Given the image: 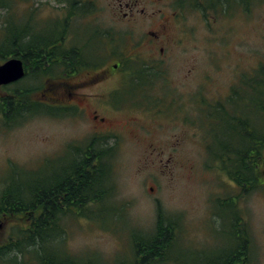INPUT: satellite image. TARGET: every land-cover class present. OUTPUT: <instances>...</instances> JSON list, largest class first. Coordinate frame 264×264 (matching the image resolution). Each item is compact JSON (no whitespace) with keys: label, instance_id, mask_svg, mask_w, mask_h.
I'll use <instances>...</instances> for the list:
<instances>
[{"label":"rangeland","instance_id":"rangeland-1","mask_svg":"<svg viewBox=\"0 0 264 264\" xmlns=\"http://www.w3.org/2000/svg\"><path fill=\"white\" fill-rule=\"evenodd\" d=\"M175 2L161 0V9L178 16H174L173 24L176 41L167 49L158 71L143 63L130 66L141 77L152 75L145 76L142 105L137 110L130 107L119 117L124 125L130 116L138 117L145 127L139 132L135 126L125 125L120 141L107 146L109 156L104 164L106 171L111 167L114 194L105 204L84 208L82 216L61 218L57 229L61 239L45 248L46 264H64L73 261L70 258L82 264H132V236L153 234L159 209L165 224L174 228L173 237L167 238L171 244L163 257L165 264H222L240 248L236 235L245 229L250 239L245 264H264V175L262 185L242 201L241 215L247 225L236 227L235 214L226 208L229 203L218 202L234 194L221 170L223 163L208 160V146L185 140V129L169 120L179 110L156 109L162 102L168 105L173 93L183 96L206 89L229 93L230 86L238 83V75L247 73L240 72V64L247 67L264 58V3L256 2L249 14L234 12V16L226 17L219 12L206 18L191 7L178 14ZM21 17L24 15L6 29L10 14L0 9L2 46L11 30H24ZM8 95L0 93V97ZM161 95L165 99L159 98ZM134 101L137 105L138 100ZM179 107L185 109L182 103ZM254 113L256 128L264 134V113L258 108ZM58 118L24 116L10 127L0 113V192L6 184L15 194L23 193L29 186L42 185L46 177L63 176L64 170L74 168V139L81 136L84 125ZM132 129L138 132L128 134ZM178 135L182 137L180 142ZM260 167L264 170V160ZM5 219L2 222L7 226L0 227V246L7 244L13 225L20 221ZM14 233L16 239L17 231ZM32 252L25 257L28 264H42Z\"/></svg>","mask_w":264,"mask_h":264},{"label":"flooded vegetation","instance_id":"flooded-vegetation-1","mask_svg":"<svg viewBox=\"0 0 264 264\" xmlns=\"http://www.w3.org/2000/svg\"><path fill=\"white\" fill-rule=\"evenodd\" d=\"M178 2L176 0L178 9H175L179 14L188 5L183 9ZM0 9H6L10 14L5 28L8 24L10 28L13 20L17 22L20 15H24L21 18L25 26L24 30H11V42L3 45L4 50L9 51L4 58L0 44V65L17 59L25 71L21 80L0 86V93H9L0 97L2 119L10 127L24 116L32 119L36 115L71 119L84 125L81 136L74 139L71 153L75 163L89 164L91 184L82 186L73 181L71 187L73 171L64 170L63 176L46 177L43 185L46 187L45 208H68L80 216L82 208L105 204L114 194V187L108 186L111 182L106 179L107 171L102 172L101 184L95 187L96 161L99 156L106 158L109 155L95 152L120 141L125 125L135 126L139 132L145 127L134 116H130L125 125L119 122L122 113L130 111V107L137 110L144 101L147 78L136 74L130 66L143 63L158 71L167 49L176 41L173 24L178 15L161 9V0H0ZM206 12L207 15L215 13L207 8ZM49 30L51 33H47ZM239 69L247 73L238 75V83L230 86L229 93H211L207 89L183 96L173 93L168 105L162 102L156 107L160 112L179 110L173 112L169 120L185 129V140L208 146V160L217 164L223 160L251 162L257 155H260V161L264 160V134L259 133L254 121L257 108L264 113V58L247 67L240 64ZM18 93L25 97L22 108L17 106ZM6 98H10L9 103L5 102ZM159 98L165 99L163 95ZM181 103L185 105L184 110L178 108ZM8 111L12 117L5 121L3 115ZM137 132L132 129L128 134ZM180 140L182 137L178 135V142ZM224 147L231 153L224 155ZM63 157L62 154L60 158ZM255 171L250 170L252 177H255ZM225 175L234 194L221 198L223 200L219 198L218 202L229 203L226 208L235 214L236 227L245 226L246 218L241 215L242 201L255 189V180L250 179L249 183L240 186ZM53 182L56 184L50 185ZM31 188L28 187L27 193L33 190ZM92 194L100 195L101 199L92 200ZM5 218V215L0 217V225L7 226L2 222L7 220ZM247 232L246 229L237 232L240 248L229 256L245 257L248 254L250 239Z\"/></svg>","mask_w":264,"mask_h":264},{"label":"trees","instance_id":"trees-1","mask_svg":"<svg viewBox=\"0 0 264 264\" xmlns=\"http://www.w3.org/2000/svg\"><path fill=\"white\" fill-rule=\"evenodd\" d=\"M256 2L264 3V0H179L178 5L181 8H185V5L188 4L187 8H193L199 10L206 18L208 17L206 8L208 10L212 9L215 13H221L226 15V17L234 16V12L240 14H249L253 5ZM220 7L217 9V7ZM8 23V20L6 21ZM9 28L8 27L6 29ZM12 34V31H11ZM6 37L3 44H8L12 40V35ZM19 41H22L19 39ZM23 42V41H22ZM9 53L8 50H4V46L1 47V57L4 58ZM145 74V73H144ZM152 75V73L145 74L144 76ZM260 83V82H259ZM249 84V81L246 82ZM24 88V87H21ZM6 103L10 102V98L4 99ZM17 106L22 108L23 101L25 97L22 93L17 94ZM4 120L8 121L11 116V112L5 113ZM17 121V120H16ZM243 133L244 130L242 129ZM243 138V136H242ZM244 141L242 139L241 150L244 149ZM259 151L260 148H257ZM248 150V149H246ZM97 155H106L107 149H101L99 152H95ZM231 151L228 147H224L223 154H229ZM259 154V153H258ZM109 156V155H108ZM107 156V157H108ZM257 155L254 161H228L223 160L220 163H223L222 171H224L231 180L237 182L240 186H244L246 183H249V180H255V187L260 183V176H262L263 170H261L262 161L259 160ZM107 159L105 156L99 158L96 161L95 178L97 179L95 185L99 182V178L102 177V172L106 171L104 160ZM213 162V161H212ZM109 166V164H108ZM256 169L255 177L250 174V170ZM105 170V171H104ZM240 170V171H239ZM71 187H73V181L79 182L83 185H90L91 174L89 173V164L85 162L75 163L74 168L72 169ZM106 179H109L110 184L113 185L114 181L111 173V167L107 168ZM44 182L42 185H37L31 188V192L25 191L22 193L15 194L12 190V186L3 185L2 191L0 192V217L14 218L19 219V222H15L17 225L12 227L11 235L9 236L8 242L6 245L0 246V263L5 264H28L27 259L25 258L32 251V254L37 260V263H45V248H48L50 245H53L56 240L61 239L57 229L59 228V221L62 217L66 216H77L75 210L72 209H52L45 208V197H46V187L44 188ZM97 184V186H98ZM114 186V185H113ZM112 186V187H113ZM96 187V186H95ZM51 191V189H50ZM22 194V196L20 195ZM72 196L71 193L69 195ZM92 200L99 201L101 198L98 194H92ZM82 208L81 210H83ZM164 215L162 214L161 209L158 210V219L156 224V229L153 234L145 236L139 233H135L132 236V242L134 244L135 252V261L132 264H165L164 255L167 253V249L171 244V239L168 237H173L171 226H167L164 222ZM20 222H22L20 224ZM174 225L172 224V227ZM169 228L171 231L169 233ZM17 231L16 239L13 237L16 235L14 232ZM59 235V236H58ZM25 258V259H24ZM241 256H229L226 257L222 264H245L246 259ZM23 259V260H22ZM73 261H69L64 264H82L78 260L70 258ZM245 260V261H244Z\"/></svg>","mask_w":264,"mask_h":264},{"label":"water","instance_id":"water-1","mask_svg":"<svg viewBox=\"0 0 264 264\" xmlns=\"http://www.w3.org/2000/svg\"><path fill=\"white\" fill-rule=\"evenodd\" d=\"M25 75L23 64L20 60L11 59L0 65V86L21 80ZM3 225H0L2 228Z\"/></svg>","mask_w":264,"mask_h":264}]
</instances>
